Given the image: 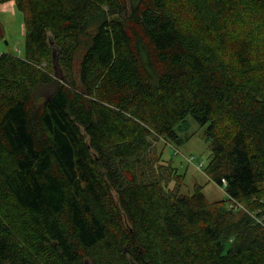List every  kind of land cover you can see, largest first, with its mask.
I'll return each instance as SVG.
<instances>
[{"label":"trees","instance_id":"obj_1","mask_svg":"<svg viewBox=\"0 0 264 264\" xmlns=\"http://www.w3.org/2000/svg\"><path fill=\"white\" fill-rule=\"evenodd\" d=\"M12 1L0 264H264V0ZM189 117L227 200L163 164Z\"/></svg>","mask_w":264,"mask_h":264},{"label":"rangeland","instance_id":"obj_2","mask_svg":"<svg viewBox=\"0 0 264 264\" xmlns=\"http://www.w3.org/2000/svg\"><path fill=\"white\" fill-rule=\"evenodd\" d=\"M9 1L0 0V6L7 8ZM8 2V3H7ZM1 11L0 19L5 28V34L0 37V54L8 53L19 57L24 55L25 48V26L24 15L15 8L12 12ZM24 30V32H23ZM78 66V64H77ZM207 126H203L192 117L177 127V133L182 140L180 144L175 142L167 143L155 142L158 151L163 153L165 165L172 161V169L183 176V184L180 188L182 194H192L196 186H201L206 199L210 203L227 200L228 196L225 189L216 184L206 173L205 168L212 158L210 142L205 134ZM170 172L164 169L162 172ZM171 188L177 186L173 181L169 185Z\"/></svg>","mask_w":264,"mask_h":264},{"label":"crops","instance_id":"obj_3","mask_svg":"<svg viewBox=\"0 0 264 264\" xmlns=\"http://www.w3.org/2000/svg\"><path fill=\"white\" fill-rule=\"evenodd\" d=\"M8 3V2H7ZM15 8V2L14 1H9L7 8L5 6H0V12L5 11L8 12L7 10H11L9 12H12V10ZM24 32V30H23Z\"/></svg>","mask_w":264,"mask_h":264}]
</instances>
